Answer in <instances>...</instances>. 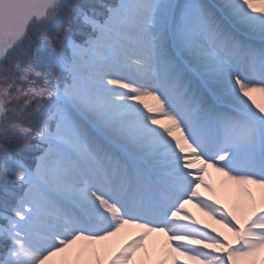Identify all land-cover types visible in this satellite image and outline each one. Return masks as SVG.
I'll return each instance as SVG.
<instances>
[{
    "label": "snow or ice",
    "instance_id": "6c2138e0",
    "mask_svg": "<svg viewBox=\"0 0 264 264\" xmlns=\"http://www.w3.org/2000/svg\"><path fill=\"white\" fill-rule=\"evenodd\" d=\"M0 264H264V0H0Z\"/></svg>",
    "mask_w": 264,
    "mask_h": 264
},
{
    "label": "bare ground",
    "instance_id": "6f19581e",
    "mask_svg": "<svg viewBox=\"0 0 264 264\" xmlns=\"http://www.w3.org/2000/svg\"><path fill=\"white\" fill-rule=\"evenodd\" d=\"M189 207L193 211L194 214H196L198 217H200V214L196 211V209L191 208V206H189ZM200 218H202V217H200Z\"/></svg>",
    "mask_w": 264,
    "mask_h": 264
}]
</instances>
